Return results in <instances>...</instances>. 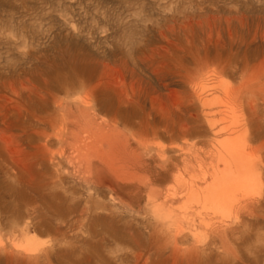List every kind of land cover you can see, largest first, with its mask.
Instances as JSON below:
<instances>
[{
	"label": "rangeland",
	"instance_id": "1",
	"mask_svg": "<svg viewBox=\"0 0 264 264\" xmlns=\"http://www.w3.org/2000/svg\"><path fill=\"white\" fill-rule=\"evenodd\" d=\"M260 17L264 0H0V105L33 113L19 121L20 151L0 141V264H138L135 239L166 240L144 213L150 190L164 199L168 188L186 189L236 135L264 170ZM97 139L142 159L130 167L145 188L123 184L128 190L113 195L98 186L83 164L85 141ZM263 200L264 175L222 215L203 211L201 223L200 207L175 197L162 212L198 220L179 264H264ZM29 202L39 206L36 223L26 217ZM27 237L37 253L23 251Z\"/></svg>",
	"mask_w": 264,
	"mask_h": 264
},
{
	"label": "bare ground",
	"instance_id": "2",
	"mask_svg": "<svg viewBox=\"0 0 264 264\" xmlns=\"http://www.w3.org/2000/svg\"><path fill=\"white\" fill-rule=\"evenodd\" d=\"M256 23H257L256 24L257 27H255L254 30L255 35L261 34V36H264V17H260ZM171 29H173V27H171ZM162 35H165V32L164 34L162 33ZM255 37L257 38V36ZM261 64H264V62H262ZM261 64H258V66L257 65L256 66L259 67ZM181 67L184 66L182 65ZM177 72L180 74V70H178ZM33 91H34V95L33 94L32 95L34 99L35 98L45 99V95H42L38 91L35 90ZM226 91L227 92L230 91L229 87L226 88ZM229 93L231 94V92ZM41 103L43 102H40V104ZM86 103H88V101H86ZM3 106L4 105H0L1 107L0 108V141L1 142L3 141L7 145H11V147H13L12 145L17 146L19 148L18 151H20V145L18 140L20 136H22V134L19 131L22 130L19 126L20 125L19 121H21V119L26 115L29 116V118L32 117L33 113L31 114L28 108L26 107L22 108L20 105H16L13 108L9 106L10 109L2 108ZM250 107L252 108V106ZM35 110L37 112L36 107ZM231 113L233 114L234 117L236 116L235 108H232ZM30 120L28 121L31 122ZM184 129L187 130L186 127L183 128L182 130L184 131ZM182 134L185 135V132L181 133V136ZM84 146L87 147V152L89 153V156L91 158L86 154L87 157H89V159H87L83 164L87 166L86 172L93 174L94 179L97 182L98 186L109 187L110 190L109 189L108 190L113 195L122 193L124 189L127 188L125 186L129 184H134L137 187V189L145 188L146 184L145 182L141 181V176L133 171L134 168L130 167V166L135 167V165L137 164L142 165L144 163V162L142 163V159L137 154H134V152L130 154V152L126 153L120 150L112 151V149L109 150L104 149L101 146L99 139H97L96 142H93L91 140V145H89L85 141ZM91 159L93 160L94 163L91 161ZM219 159L220 160L216 162L215 165L212 166V171L209 173L206 172L204 175L202 170L203 165L202 166L200 165L201 166L200 171L202 170L200 173L201 175H199V177L193 175L191 177L192 180L188 182L186 189H182L181 191L175 189L171 191V189L168 188L164 192V196H163L164 199H162L161 190L152 189L149 191L148 200H147L148 208L144 210V213H147L148 211V214H150V216L154 219V221L160 223V225L165 230L166 240L164 241L162 246L160 245V247H158L155 244L142 245V243H140L138 240L135 239L133 243L135 244L134 247L136 249L135 259L137 260L138 264H179V259H183V256L185 257L186 251L190 250V248L181 247L182 244L186 243L189 237L188 229H190V225H196V222L198 220L201 223H203V211L207 213H212L214 215H218V214L222 215L223 213H225L226 210H229L233 206L234 201L237 200L238 196L247 193L249 189L255 187L256 185L259 186L263 185V175H264L263 167L261 166V164L255 161L257 159H255L254 151H250V152L248 151V144L246 143V139L243 138L242 136L236 135L234 137L233 136L229 137V139H227V141L224 144H222L221 150L219 151ZM106 175L109 176L108 179L105 178ZM123 184H125V186ZM158 191H160L159 198H153V196H156L158 194ZM182 195L187 196V200L189 203L191 204L194 203V205L200 207V210H198L197 212L200 219L197 220V218L189 217L186 214L180 215L171 212L168 213L162 212L164 210V206L166 207L170 201L175 199V197ZM129 204L131 205V203ZM125 205L128 204L125 203ZM260 205L261 202L258 203L259 208H261ZM253 206L254 205L246 204L242 206V209L245 210L246 213L252 215L255 209L252 208ZM38 210H39V206L36 204V202H31V203L29 202V213L28 215H26V217L28 216L33 223H36L35 215L38 212ZM73 217H75V215L72 216L71 220L74 219ZM63 223H66V221L64 219L59 218V223L57 224L58 226L55 229L58 231V234H60L61 236L64 235L63 227H61V224ZM30 224L31 222L29 220L28 223H26V225L23 226L22 232H28L30 230ZM114 226L116 225L114 224ZM147 235L149 239L150 238L154 239L155 237V227H153L152 224L149 225V231L147 232ZM225 235H226L225 230H223L222 232L215 233L214 243L218 244L219 242L217 238L219 236H225ZM61 236H59L60 239ZM194 249L198 250L197 247H194ZM160 250L161 251L167 250V255L165 258L163 257L162 259L158 258L160 256L159 255V252H161ZM23 251L29 254L37 253L38 251L37 240L33 237H27L25 239V245L23 246ZM154 258L155 260L151 261L152 262L151 263L149 259H154Z\"/></svg>",
	"mask_w": 264,
	"mask_h": 264
}]
</instances>
